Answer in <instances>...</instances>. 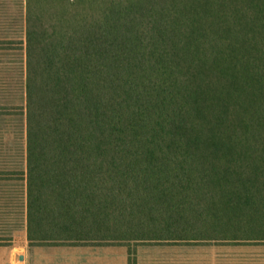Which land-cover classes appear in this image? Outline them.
I'll return each mask as SVG.
<instances>
[{
  "label": "trees",
  "instance_id": "obj_1",
  "mask_svg": "<svg viewBox=\"0 0 264 264\" xmlns=\"http://www.w3.org/2000/svg\"><path fill=\"white\" fill-rule=\"evenodd\" d=\"M21 6L31 242L264 243V0Z\"/></svg>",
  "mask_w": 264,
  "mask_h": 264
},
{
  "label": "crops",
  "instance_id": "obj_2",
  "mask_svg": "<svg viewBox=\"0 0 264 264\" xmlns=\"http://www.w3.org/2000/svg\"><path fill=\"white\" fill-rule=\"evenodd\" d=\"M1 9L0 87H6L12 79L16 81L19 66L22 86L21 73L26 57L23 39L6 35L24 27L20 23L17 25L16 15L9 14L6 8ZM0 151H3L1 146ZM26 215L25 183L0 180V264H130V261L131 264H227L213 256L199 257L200 253L208 254V245L204 242H31ZM208 244H213L211 247L227 245Z\"/></svg>",
  "mask_w": 264,
  "mask_h": 264
},
{
  "label": "rangeland",
  "instance_id": "obj_3",
  "mask_svg": "<svg viewBox=\"0 0 264 264\" xmlns=\"http://www.w3.org/2000/svg\"><path fill=\"white\" fill-rule=\"evenodd\" d=\"M6 9L10 14L16 15L17 25L20 23L24 29H17L16 32H8L7 37H19L24 42L26 40V23L23 22V12L25 9L21 6L22 0H6ZM20 17V19L18 18ZM26 22V18H25ZM20 30V31H19ZM5 33V32H1ZM20 64V63H18ZM25 64V61H23ZM22 67V65H21ZM20 68V66H19ZM17 69L16 81L11 80L6 87H0V171L17 173L26 169V119L22 114V107L26 104L25 94V68L23 66L21 73V82L19 80V70ZM15 177V176H13ZM19 181V180H11ZM208 245V254L200 253L199 257L213 258L222 260L227 264H264V243H248L227 245ZM218 264V263H217Z\"/></svg>",
  "mask_w": 264,
  "mask_h": 264
}]
</instances>
